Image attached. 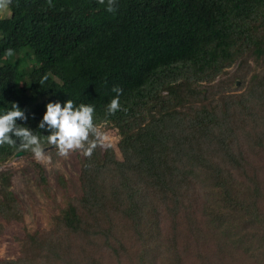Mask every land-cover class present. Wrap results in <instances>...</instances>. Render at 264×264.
I'll return each instance as SVG.
<instances>
[{
  "label": "trees",
  "instance_id": "1",
  "mask_svg": "<svg viewBox=\"0 0 264 264\" xmlns=\"http://www.w3.org/2000/svg\"><path fill=\"white\" fill-rule=\"evenodd\" d=\"M6 6L0 110L16 103L29 117L17 123L35 128L49 100L92 103L94 122L119 130L122 160L100 145L82 155L80 196L0 264H264V0ZM237 81L243 92L221 90ZM113 87L126 111L106 116ZM18 154L0 147V164ZM10 180L0 173V235L3 220L22 222Z\"/></svg>",
  "mask_w": 264,
  "mask_h": 264
},
{
  "label": "rangeland",
  "instance_id": "2",
  "mask_svg": "<svg viewBox=\"0 0 264 264\" xmlns=\"http://www.w3.org/2000/svg\"><path fill=\"white\" fill-rule=\"evenodd\" d=\"M10 14V10L6 5L0 6V17H9ZM19 84H22L21 80H19ZM231 88V91H229L228 87H224L221 90H225L228 93L234 90L236 92L245 90V87H240L239 81L235 84L233 83ZM151 113L146 112L147 116H150ZM99 126L101 131L106 133L104 143L100 145L103 151L111 148L116 158L122 160L119 147L121 141L119 130L112 125L101 124ZM45 149L47 150V155L51 158L49 161L38 162L33 155H17L9 161L0 164V173L7 172L11 175L10 190L13 192L22 212V222L16 220L2 221L5 230L0 235V260H14L21 256L24 251V240L28 238V233L34 234L38 231L49 232L54 230L57 217L69 201L68 198L79 197L81 194L82 153L75 151L70 152L67 157H61L56 154L53 146H46ZM37 165L42 166L46 176V183L42 181ZM205 190L201 189L202 198L204 201L211 200L210 190H207V186ZM188 194L183 199L186 201L190 211H194L197 214L198 209L196 207L192 208L198 200L196 192L191 190ZM222 226L226 227V224ZM222 229L221 227L219 231H222ZM216 243L214 246L217 247H222L224 244L219 234H216Z\"/></svg>",
  "mask_w": 264,
  "mask_h": 264
},
{
  "label": "clouds",
  "instance_id": "3",
  "mask_svg": "<svg viewBox=\"0 0 264 264\" xmlns=\"http://www.w3.org/2000/svg\"><path fill=\"white\" fill-rule=\"evenodd\" d=\"M10 0H0L5 6ZM105 4L106 11H114V0H99ZM14 53L11 47L4 50V56ZM46 79V77H45ZM115 95L105 105V115H114L117 111H126L120 103V87H113ZM95 106L92 103L74 104L72 99L49 100L45 104L42 117L35 128L25 122L28 116L16 103L8 109L0 110V147L8 145L16 154L29 151L38 162H46L51 158L44 147L53 146L57 155L67 157L70 152L80 151L83 156L90 157L98 145H102L106 133L94 122ZM34 129L42 130L37 133Z\"/></svg>",
  "mask_w": 264,
  "mask_h": 264
},
{
  "label": "water",
  "instance_id": "4",
  "mask_svg": "<svg viewBox=\"0 0 264 264\" xmlns=\"http://www.w3.org/2000/svg\"><path fill=\"white\" fill-rule=\"evenodd\" d=\"M21 155H22L21 153L18 154V156H21Z\"/></svg>",
  "mask_w": 264,
  "mask_h": 264
}]
</instances>
